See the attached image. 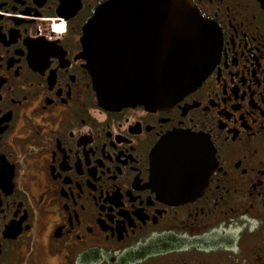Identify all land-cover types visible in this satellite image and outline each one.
I'll return each mask as SVG.
<instances>
[{
	"label": "flooded vegetation",
	"instance_id": "af4514ba",
	"mask_svg": "<svg viewBox=\"0 0 264 264\" xmlns=\"http://www.w3.org/2000/svg\"><path fill=\"white\" fill-rule=\"evenodd\" d=\"M105 1L0 0V264H264L260 1L191 0L219 33V57L157 109L98 102L81 39ZM175 130L214 150L184 202L150 171Z\"/></svg>",
	"mask_w": 264,
	"mask_h": 264
},
{
	"label": "water",
	"instance_id": "95a60500",
	"mask_svg": "<svg viewBox=\"0 0 264 264\" xmlns=\"http://www.w3.org/2000/svg\"><path fill=\"white\" fill-rule=\"evenodd\" d=\"M81 42L98 102L107 109L170 107L201 83L220 51L215 25L191 0H107L84 25ZM213 155L205 135H164L149 155L158 192L173 202L200 193Z\"/></svg>",
	"mask_w": 264,
	"mask_h": 264
},
{
	"label": "built area",
	"instance_id": "2783aa9c",
	"mask_svg": "<svg viewBox=\"0 0 264 264\" xmlns=\"http://www.w3.org/2000/svg\"><path fill=\"white\" fill-rule=\"evenodd\" d=\"M54 31H61V30H54Z\"/></svg>",
	"mask_w": 264,
	"mask_h": 264
}]
</instances>
